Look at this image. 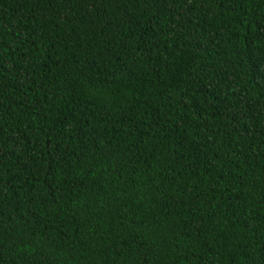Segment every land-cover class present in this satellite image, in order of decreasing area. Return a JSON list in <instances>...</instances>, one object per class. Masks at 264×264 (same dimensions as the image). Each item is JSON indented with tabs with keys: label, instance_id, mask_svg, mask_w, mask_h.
<instances>
[{
	"label": "trees",
	"instance_id": "16d2710c",
	"mask_svg": "<svg viewBox=\"0 0 264 264\" xmlns=\"http://www.w3.org/2000/svg\"><path fill=\"white\" fill-rule=\"evenodd\" d=\"M0 264H264V0H0Z\"/></svg>",
	"mask_w": 264,
	"mask_h": 264
}]
</instances>
